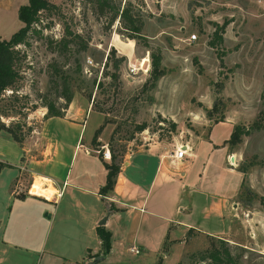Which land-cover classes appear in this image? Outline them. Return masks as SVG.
<instances>
[{
  "label": "rangeland",
  "instance_id": "1",
  "mask_svg": "<svg viewBox=\"0 0 264 264\" xmlns=\"http://www.w3.org/2000/svg\"><path fill=\"white\" fill-rule=\"evenodd\" d=\"M49 1L15 46L18 77L2 94L1 118L27 125L28 114L44 101L64 107L70 93V102L88 101L96 111L88 113L85 137L98 118L101 129L94 130L90 144L99 149L107 143L118 161L153 136L169 142L182 127L195 129L192 122L200 115L207 119L204 126L227 117L249 127L229 142L230 164L245 170L226 232L189 228L181 238H166L152 264H264V0ZM26 2L0 0L2 38L24 24L17 9ZM123 7L128 15L120 17ZM152 54H160L162 69L155 79ZM122 55L114 78L113 63ZM172 106L181 109L173 112ZM155 107L178 114L181 127ZM40 119L31 124L39 126ZM140 122L145 128H137ZM35 185L42 187L39 180ZM52 191L49 186L47 193Z\"/></svg>",
  "mask_w": 264,
  "mask_h": 264
},
{
  "label": "crops",
  "instance_id": "2",
  "mask_svg": "<svg viewBox=\"0 0 264 264\" xmlns=\"http://www.w3.org/2000/svg\"><path fill=\"white\" fill-rule=\"evenodd\" d=\"M90 105L74 99L63 115L47 117L41 105L27 121L40 116V125L31 124L32 134L21 142L0 130V160L9 163L0 169V264H37L43 257L45 264H85L95 257L96 264H152L166 238H181L189 228L226 232L244 177L227 160L233 121L204 126L200 115L195 129L182 127L169 142L153 136L117 160L114 184L101 193L104 162L111 158L90 144L98 118L85 137L88 113L96 112ZM155 108L181 127L173 113L179 106ZM180 145L186 154L176 157ZM98 225L111 233L104 255L98 254Z\"/></svg>",
  "mask_w": 264,
  "mask_h": 264
},
{
  "label": "trees",
  "instance_id": "3",
  "mask_svg": "<svg viewBox=\"0 0 264 264\" xmlns=\"http://www.w3.org/2000/svg\"><path fill=\"white\" fill-rule=\"evenodd\" d=\"M50 1L49 0H27L26 3H22L19 5L17 9V14L18 18L20 21H22L24 24L17 30L11 33V35L8 38H2L0 36V99L2 98V94L6 88L13 87L17 77H18V70L14 66V60L16 56L19 55V51L15 48V46L19 43H21L27 31L30 29L31 24L38 19V12L40 9H44L49 7ZM127 9L125 7L122 8L120 12V17L127 16ZM32 29V28H31ZM132 31L138 32L139 31V26L133 24L131 26ZM114 53L115 48L111 47L109 52ZM153 60H152V66H153V71H152V79H155L159 74L162 73V69L158 67L159 65V60H160V54H152ZM108 59V55L106 57ZM106 59V60H107ZM125 59V56H120L117 57L115 62L113 63L114 65V72H112V75L114 78L119 77V72L118 68L121 63V61ZM106 63V62H105ZM220 63H222V60L220 59ZM66 105L64 107H67L68 103L71 101L72 94L66 93L64 96ZM43 104L46 106L47 111L44 114L45 117L50 116V115H63L64 107H57L53 102L51 101H44ZM206 112L210 114L211 109H206ZM1 113V112H0ZM6 114L5 112H2L0 114V130L4 129L10 132L12 137L21 142L25 138L29 132L32 131V125L27 124L26 122H20V121H15L14 124L11 123H6L1 117L2 115ZM5 116V115H4ZM223 117L218 118V120H222ZM216 120V121H218ZM26 125V128L23 129V126ZM174 126V122L172 123ZM146 123L145 122H140L137 124V128L143 129L145 128ZM100 127L96 129L95 134L99 133ZM250 132L249 127H241L240 124H237L234 126L233 130L230 133V137L227 140L228 142H237L240 138L241 134H248ZM9 164L8 162L1 161L0 160V169L2 166ZM105 167L107 168V174H106V181L105 183L99 188V191L101 193L107 192L109 189L112 188L115 180V175L119 169V163L117 161V157L115 154L111 155V161L110 162H104ZM242 171H244V167L240 168ZM97 234L101 240V251L98 252V254H106L110 250L111 246V241H110V236L111 233L108 229H106L103 225H98L96 227ZM212 257L215 259H220V255L216 254L215 252L211 253ZM154 264H159V262H156Z\"/></svg>",
  "mask_w": 264,
  "mask_h": 264
},
{
  "label": "built area",
  "instance_id": "4",
  "mask_svg": "<svg viewBox=\"0 0 264 264\" xmlns=\"http://www.w3.org/2000/svg\"><path fill=\"white\" fill-rule=\"evenodd\" d=\"M193 38H195V33H192L189 36L190 40H192ZM134 69H135L134 67L130 68L131 71H133ZM184 144H186V143H184ZM181 145L179 147H176L174 152H173V154L176 157H183L186 154V149L183 148ZM97 150L99 152H101L103 158H105V159H110L111 158V153H110V150H109V147H108L107 143L101 144L100 148L97 149ZM228 161H229V163H233V161H234V154L233 153H230L228 155ZM58 194H59V192H58ZM130 250L134 251V252H139V249L137 247H135V246H131Z\"/></svg>",
  "mask_w": 264,
  "mask_h": 264
},
{
  "label": "water",
  "instance_id": "5",
  "mask_svg": "<svg viewBox=\"0 0 264 264\" xmlns=\"http://www.w3.org/2000/svg\"><path fill=\"white\" fill-rule=\"evenodd\" d=\"M104 221V218L100 221L102 223ZM99 260V257H95L92 260L86 262L85 264H96V262Z\"/></svg>",
  "mask_w": 264,
  "mask_h": 264
}]
</instances>
